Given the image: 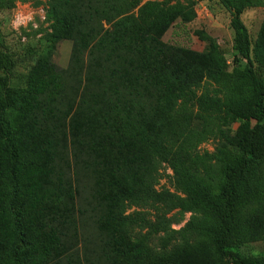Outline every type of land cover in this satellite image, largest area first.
<instances>
[{"label":"trees","instance_id":"1","mask_svg":"<svg viewBox=\"0 0 264 264\" xmlns=\"http://www.w3.org/2000/svg\"><path fill=\"white\" fill-rule=\"evenodd\" d=\"M79 1L74 12L70 0H51L49 13L55 40H72L73 57L83 60L73 75L50 66L16 88L9 75L17 62L0 44V219L8 222L0 230L2 264H49L64 252L76 229L81 170L93 177L95 199L106 211L99 230L127 264H152L143 251L136 259L134 240L161 252L207 250L218 264H264V257L237 252L264 241V60L255 66L242 21L262 0H208L230 14L238 55L229 72L206 37L210 63L193 78L169 72L158 57L163 50L156 35L181 15L180 0ZM28 3L41 4L0 0V12ZM111 14L122 18L114 30L96 33L94 21L99 15L109 21ZM127 59L137 60L142 89L156 74L163 77L155 68L169 80L152 82L149 93L144 88L149 96L140 102L133 93L108 89L107 79L121 75L111 62ZM233 124H239L235 134ZM209 140L214 150H201ZM69 142L76 173L68 177L63 152ZM85 157L89 164L81 163ZM164 177L170 188L159 189Z\"/></svg>","mask_w":264,"mask_h":264},{"label":"rangeland","instance_id":"2","mask_svg":"<svg viewBox=\"0 0 264 264\" xmlns=\"http://www.w3.org/2000/svg\"><path fill=\"white\" fill-rule=\"evenodd\" d=\"M39 1L41 3L39 6H35L33 3L17 4L11 11L0 12V44L3 51L13 55L17 62L16 68L9 75L10 84L16 88L25 87L30 78L34 77L36 73L41 76L42 68L50 66L73 75L83 61L73 57L74 42L72 40L58 42L55 40V22L49 18L51 0ZM151 1L161 2L162 0H143V5ZM180 2L183 8L181 15L168 29L156 35L161 42L159 48L163 50V53L158 57L167 64L166 69L182 78L204 75L210 63L211 46L206 39L209 37L218 46L227 63L228 71L232 72L238 54L234 50L235 34L231 27L230 14L218 1L180 0ZM78 4L82 5L79 0H70V9L76 12ZM104 6L105 4L102 3L101 7ZM134 13L136 14L137 11ZM116 16L109 15V21H107L104 15H99L94 21L92 29L101 36L112 32L113 26L115 27L122 19ZM242 21L250 35L251 58L255 66L260 68L259 60L262 58L264 60V0H262L261 7L247 10L242 16ZM127 43L130 44V41ZM132 45L133 43H131ZM111 63V70H121V75L108 78L106 87L117 90L118 94L126 97L133 93L134 102H140L144 97L149 96L148 93L153 91L152 82L165 83L169 80L160 68H155L154 72L161 71L163 77H160L159 74L152 77L151 84L148 83L144 87L148 92L145 93L137 71L136 59L135 61L114 60ZM241 64L242 68L246 67L245 61ZM76 66L77 68H75ZM84 67L87 70L85 63ZM262 73L264 76V68ZM84 80L85 74L83 72L79 76L78 84ZM238 126L239 124H233L230 127L232 134L236 133ZM214 146L215 142L209 140L201 146V150L212 152ZM68 147V150H64L63 156L69 163L67 167L65 166V171L69 177V175L74 176L76 173H74L76 166L70 142ZM90 161L91 158L85 157L81 163L89 164ZM80 167L83 169L84 166L80 165ZM79 173L82 177L79 186L81 188L83 184V187L74 204L73 220L76 229L65 241L64 252L54 256L49 264H110L113 261L116 264H127L126 261L118 257L117 248H111V245L107 244L109 237L102 235L99 230V222L106 211L95 199L96 191L93 177L86 170H81ZM165 175L172 176V173L166 170ZM163 187L170 188L168 177H164L159 189ZM189 219L190 215H187L185 223ZM6 223L8 222L0 219V230L3 231L4 227L6 229ZM185 223L175 225L173 229L179 230ZM141 242L139 240L133 241L136 249L134 256L137 260L138 252L143 251L146 260L151 261L152 264H218L207 250L182 254L180 250L173 247L161 252L154 243L141 244ZM237 252L244 258H262L264 257V241H253L251 244L239 248ZM0 264H2L1 257ZM221 264L233 263L225 261Z\"/></svg>","mask_w":264,"mask_h":264}]
</instances>
